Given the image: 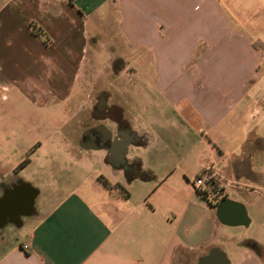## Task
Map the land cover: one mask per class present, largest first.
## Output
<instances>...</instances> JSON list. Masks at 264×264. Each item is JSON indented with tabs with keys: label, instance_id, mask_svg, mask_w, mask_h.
Returning <instances> with one entry per match:
<instances>
[{
	"label": "crops",
	"instance_id": "obj_1",
	"mask_svg": "<svg viewBox=\"0 0 264 264\" xmlns=\"http://www.w3.org/2000/svg\"><path fill=\"white\" fill-rule=\"evenodd\" d=\"M239 18L233 0H0V119L15 112L17 97L36 96L35 107L48 110L57 96L61 135L48 137V153L63 145L67 163L99 169L87 170L69 191L57 187L52 169L27 178V163L17 171L0 165V199L34 196L25 215L0 221V264H196L212 248L229 264H264V176L251 164L264 153V139L253 127L244 140L246 117L253 121L264 109V75L259 66L254 72L264 62V44L238 36ZM101 34L109 37L102 65ZM225 41L223 55L215 56ZM47 82L49 90L35 86ZM101 111L114 118L85 121ZM50 113L44 115L51 119ZM93 130L107 141L85 142ZM233 142L256 152L232 155L227 174L225 151ZM157 148L172 155L159 156ZM241 161L249 169L238 176ZM208 168L218 174L222 196L226 189L242 195L224 196L220 213V202L194 185ZM251 226L254 238L225 231Z\"/></svg>",
	"mask_w": 264,
	"mask_h": 264
},
{
	"label": "rangeland",
	"instance_id": "obj_2",
	"mask_svg": "<svg viewBox=\"0 0 264 264\" xmlns=\"http://www.w3.org/2000/svg\"><path fill=\"white\" fill-rule=\"evenodd\" d=\"M231 1V0H230ZM235 6H237V9L239 11V21L235 20V24L238 28H235L238 33V36H241L245 41L249 42H261L264 44V0H233ZM225 6L227 7V4L224 2ZM226 10L224 9V12ZM226 13V12H225ZM227 14V13H226ZM231 24V21H229ZM233 23V21H232ZM239 30V31H238ZM99 46L102 49L101 51V57L98 58V62L102 65L106 62V59L109 56V53L106 51L107 42L109 41V37L105 34L100 35V39H98ZM227 47V41H225L217 50L218 52L215 53V56L223 55L222 51H225L224 49ZM214 49H217L214 47ZM227 55V54H226ZM88 57V56H87ZM245 57L249 58V55L245 54ZM70 57L69 60V66L67 68V72L72 75L73 72L76 70V63L73 62V60ZM256 62V60H255ZM254 62V63H255ZM98 66H100L97 63ZM259 66V74L264 75V62H261L257 64L254 68V72L257 73V67ZM101 67V66H100ZM99 67V68H100ZM96 68V67H95ZM130 70V69H128ZM185 70L190 71L191 68H186ZM102 76H104L105 71L104 69H101ZM147 71V70H146ZM177 74L182 75L184 69H176ZM220 71V70H219ZM255 73L253 75H255ZM148 79L151 81L152 73H149ZM71 76L69 79H65L63 81V84L65 82H68L70 85L71 83ZM69 85H67L69 87ZM79 85L80 83L75 81L73 85V92L76 93L79 91ZM39 88V91L42 90H49L52 85L50 83H38L35 85ZM66 85H60L62 90L65 89ZM67 87V88H68ZM260 91L262 95L264 94V83L259 85ZM152 93H156L155 89L152 88ZM52 99H50L47 102L48 110L45 108H37L35 107L34 102L39 101L38 98H29V97H17L15 98V112L8 113L4 116L1 121L0 119V165L5 169L9 170L10 168L18 169L21 166H25L27 163V167L24 171H22V175L27 178H31L32 176L36 175L42 171L44 175H49L48 170L52 169V173L55 175H51V177L55 178L56 175L59 177L56 179L57 187H60L61 185L67 186L69 191H72L76 189L79 186V182L84 178L83 176L87 174V170L89 172H97L96 170H99L96 166L90 169L82 170L81 167L77 166L73 163H67L66 162V155H65V148L62 145V147H59L61 145H58V147L52 152V154L48 153V147L50 146V143H48V137L52 134H59L61 135V131H58L59 127L62 125V122L55 121V114L57 113L56 106H53L57 103L58 97L52 96ZM53 106V109H52ZM60 106V105H59ZM52 110H51V109ZM151 108V107H150ZM152 109V108H151ZM260 114L254 118V120L250 121L247 117L245 119L246 121V127H245V141L249 138V133H247L250 128L256 127V131H253L254 135L261 137L264 139V109L259 108ZM103 111V110H102ZM100 112L99 114H95V116H99L101 118L104 117H112L114 118V112L112 111H105ZM46 112V115H51L50 117L44 115ZM150 113V111H149ZM25 114V115H24ZM105 114V115H104ZM57 115V114H56ZM151 115V113L149 114ZM90 118V121L92 120V117L88 114L85 116V121ZM153 118V117H152ZM150 118V119H152ZM135 120V119H134ZM36 122V124H35ZM44 122H46V126H44ZM96 122L91 121L90 126L96 125ZM256 124V125H255ZM155 125V124H154ZM108 126L110 128H113L112 125ZM155 135L157 137V140L160 141V133L155 129ZM63 135V134H62ZM59 139H55L56 143L57 141H60ZM158 146H160L157 143ZM41 146L40 149L38 147ZM255 146L249 147L247 150L243 151V148L240 146V142H233L231 146L226 149L225 156L226 161L223 165L226 173L228 174L229 170V160L231 159L232 155H235L237 157H241L242 153L243 156L246 155H252L255 152ZM156 151L158 152L159 156L163 157H169L170 154L168 150H164L162 148H157ZM150 158H153V156H150ZM53 159H56V162L58 164H54L52 161ZM149 160V159H148ZM55 161V160H54ZM151 161V159L149 160ZM29 162V163H28ZM252 169L254 172L261 173L264 176V153H257L256 156L252 158ZM87 165H89L87 163ZM17 171V170H16ZM91 173L89 175H91ZM50 176V175H49ZM49 178L46 177L41 184H44L42 188L43 194L47 196L51 192L52 187L47 186L49 184ZM81 179V180H80ZM89 183V182H88ZM87 184V183H86ZM217 189V188H215ZM240 193L236 190H230L226 189L224 191V196H226L229 199H236L240 201ZM251 198L255 199V202L261 201V198L259 196H255L253 193L248 194ZM219 197H215V200H218ZM245 201V198L242 199ZM229 232L230 238H254L256 236L255 228L253 226L250 227V229H244V228H229V230H225ZM15 233H18L15 232ZM223 245L221 249H223L226 254L228 255L226 249ZM229 257V255H228Z\"/></svg>",
	"mask_w": 264,
	"mask_h": 264
},
{
	"label": "water",
	"instance_id": "obj_3",
	"mask_svg": "<svg viewBox=\"0 0 264 264\" xmlns=\"http://www.w3.org/2000/svg\"><path fill=\"white\" fill-rule=\"evenodd\" d=\"M33 202L34 196H30L27 199L24 193L15 192L4 196L0 199V221L6 223L8 218L10 221L15 219L18 220L21 215H25V204L29 210ZM227 203L228 202L224 200L219 203L218 213L222 210L223 205ZM196 264H229V261L221 250L212 248L205 255L198 258Z\"/></svg>",
	"mask_w": 264,
	"mask_h": 264
},
{
	"label": "built area",
	"instance_id": "obj_4",
	"mask_svg": "<svg viewBox=\"0 0 264 264\" xmlns=\"http://www.w3.org/2000/svg\"><path fill=\"white\" fill-rule=\"evenodd\" d=\"M219 179L218 174L212 170V168H208L203 170L195 179H194V185L197 188L200 189H207L210 198L213 202H216L217 200L214 201L215 197H219V200H222L224 196L221 195L219 189H215L216 187V182ZM214 189V191H211V189ZM217 203V202H216ZM23 249L26 250L27 247L23 246Z\"/></svg>",
	"mask_w": 264,
	"mask_h": 264
},
{
	"label": "flooded vegetation",
	"instance_id": "obj_5",
	"mask_svg": "<svg viewBox=\"0 0 264 264\" xmlns=\"http://www.w3.org/2000/svg\"><path fill=\"white\" fill-rule=\"evenodd\" d=\"M96 113H92L90 116L92 119L95 117ZM83 140L85 142H88L90 145L99 143V142H106L107 141V135L104 132H101L100 130H93L89 133H87L85 136H83ZM223 200V199H222ZM222 200H217L216 202L219 203Z\"/></svg>",
	"mask_w": 264,
	"mask_h": 264
},
{
	"label": "trees",
	"instance_id": "obj_6",
	"mask_svg": "<svg viewBox=\"0 0 264 264\" xmlns=\"http://www.w3.org/2000/svg\"><path fill=\"white\" fill-rule=\"evenodd\" d=\"M249 169V162L247 161H241V162H237L236 163V168L234 169L236 174L239 176L241 175L240 172L244 171V170H248ZM103 185L107 187V184L105 182H103ZM211 191H214V189L212 188Z\"/></svg>",
	"mask_w": 264,
	"mask_h": 264
}]
</instances>
